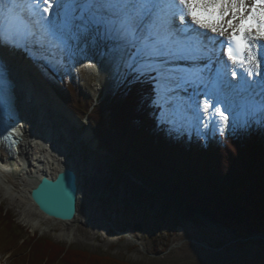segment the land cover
Instances as JSON below:
<instances>
[{
    "label": "rangeland",
    "instance_id": "1",
    "mask_svg": "<svg viewBox=\"0 0 264 264\" xmlns=\"http://www.w3.org/2000/svg\"><path fill=\"white\" fill-rule=\"evenodd\" d=\"M82 38L87 40L83 35ZM74 42L78 51L84 48L91 56L84 54V58L73 51L75 60L68 65L69 75L65 78L57 80L50 77L47 72H40L42 77L43 74L47 75L57 92H68L66 84L74 83L86 101L94 100L100 104L102 98L112 92V88L118 86L128 73H132L134 77L135 73L126 66L124 67V71L127 70L126 75L125 72L119 73L123 71L121 70L123 65L113 52L114 46L117 45L94 40L89 41L90 43L87 41L85 47L80 39H75ZM176 63L180 66L181 61ZM35 67L37 68L38 64ZM70 68L73 74L70 73ZM23 72L27 74L25 69ZM118 74H121L120 78H117ZM198 83L186 87L182 85L170 94L160 89L159 105L162 109L160 116L163 121L170 124L174 133L179 135L185 131L190 138L200 137L206 140L207 144L209 139L211 140L209 142H213V137L218 134L226 135L233 130H239L243 134L248 132L252 125L264 128V116L255 113L248 101H244L242 106L235 107L230 103L229 111L225 112L228 116L227 124H223L219 117L214 115L216 108L223 109L224 105L218 104L214 109L211 107L212 109L205 111L203 100L199 101V108L197 104H189L193 94L202 96ZM43 85L42 91L50 90L49 85ZM181 92L186 95L185 100L182 94H178ZM45 93L42 96L48 101L46 97L49 94ZM41 100L40 102L34 100V105L28 104V107L31 106L34 110H32L35 113L34 117H23L27 125L25 129L27 133L24 132V135H29L24 138L25 135L21 140L23 159L28 157V161H31L32 157L35 160L37 156H41L42 161L39 163L35 161L34 165L46 169H50L56 159L74 162L80 173L81 217L75 222L46 219L33 210L28 199L20 202L16 198L13 199L11 192L0 188V208L4 210L3 214L7 213L15 218L32 236L46 237L54 244L65 246L69 250L76 248L90 254L110 255L132 264H236L246 257L264 256V235L234 241L229 231L205 218H201L202 225L187 221L182 215L180 203L158 190L156 186L147 184L131 167L124 166L117 170L111 153L102 146L95 147V143L91 145L89 140L85 142L81 139L79 142L77 134L86 129L84 124H80L81 128L75 124L62 126L59 123H63V120L54 119V112L51 109L45 110V102ZM235 100L240 102V98ZM50 102L52 104L54 101ZM178 102L182 104L186 102L185 111L190 112L189 124L188 116L178 113ZM41 112L47 114L49 122L54 124L52 134L55 133L57 141L52 144V148L37 138V135H42L39 127L44 121V115H41ZM60 115V112L56 114L57 117L63 118ZM178 116L180 117L177 118ZM34 138L35 142L32 141ZM25 167L29 166L19 169ZM0 185L5 186L1 181ZM25 211L30 218H25ZM30 219L32 221L29 223ZM177 221L179 225H176ZM139 225L142 229L138 231L135 226ZM242 243L246 245L239 247ZM3 248L0 243V264H22L21 257L14 258L15 251L6 256Z\"/></svg>",
    "mask_w": 264,
    "mask_h": 264
},
{
    "label": "trees",
    "instance_id": "2",
    "mask_svg": "<svg viewBox=\"0 0 264 264\" xmlns=\"http://www.w3.org/2000/svg\"><path fill=\"white\" fill-rule=\"evenodd\" d=\"M153 92L152 84L135 75L88 114L101 144L116 158V168L131 167L176 200L187 221L202 225L205 218L229 231L234 241L264 235V128H250L242 137L240 132L216 136L207 144L196 140L190 148L185 136H168L160 125ZM68 104L80 117L92 106L75 94ZM3 213L0 208L1 246L6 255L15 251L22 264H132L32 236ZM236 264H264V256Z\"/></svg>",
    "mask_w": 264,
    "mask_h": 264
},
{
    "label": "snow or ice",
    "instance_id": "3",
    "mask_svg": "<svg viewBox=\"0 0 264 264\" xmlns=\"http://www.w3.org/2000/svg\"><path fill=\"white\" fill-rule=\"evenodd\" d=\"M54 4L59 6L55 20ZM90 32L113 38L120 63L138 77L147 75L167 94L182 85L204 83L203 69L187 72L176 62L210 59L215 38L209 33L225 37L227 47L218 59L226 56L227 62L245 69L244 75L237 80L239 73L233 69L229 74L225 62V71H217L212 81L213 103L206 101L203 108L224 105L214 115L227 124V89L247 93L254 112L264 116V57L254 54V48H264L256 44L264 40V0H0V43L4 45L67 44Z\"/></svg>",
    "mask_w": 264,
    "mask_h": 264
},
{
    "label": "bare ground",
    "instance_id": "4",
    "mask_svg": "<svg viewBox=\"0 0 264 264\" xmlns=\"http://www.w3.org/2000/svg\"><path fill=\"white\" fill-rule=\"evenodd\" d=\"M246 2H249L250 3L251 0H246ZM229 18L230 17H226L225 19L227 20ZM209 34L212 36L213 33H209ZM82 35L84 37H86L87 40L86 39H83L82 38ZM88 35H90V33L81 34L78 37V39L81 40V43H83V45H85L87 43V41L88 42L89 41L91 42L92 38H88L87 37ZM91 35H94V34H91ZM101 35H102V33H101ZM213 36L218 37V41L221 40V39H223V38H225V37H219L217 34H213ZM104 37H106V36H104ZM94 39H95V37H94ZM111 39H113V38H111ZM215 39H217V38H215ZM74 41H75V39L74 40H71V42H69V43H70V46L72 45V50L75 53L82 55V57H84V54L86 56H88V55L91 56V53L89 51L85 50L84 48H81L82 51L81 50L78 51V49L75 46V43L76 42H74ZM104 42L109 43V41H104ZM110 42H112V41H110ZM114 44L117 45L116 43L113 42V45ZM219 44H220V41H219ZM105 45H107V44H105ZM0 46L2 47V46H4V44L0 43ZM5 46H7V47H5L2 51L0 49V63L1 64H4L5 66H7L9 68V70H10L11 68L9 67V63L7 62V60L8 59H12V61L13 60L16 61V59H18L19 62L22 63L24 67L26 65H28L27 67L22 68V69H25V72H27V71L33 72L34 74H32V75H35V73H36L37 76H34L35 77L34 79H36V78L38 79V76L40 77V74L38 73L39 72L38 67L35 68L34 63H32L34 61H32L31 59H29V57H27L28 60H23L22 58L21 59L20 58H17L16 55H17V53H19V55H20V51L19 52L17 51L16 54L13 55L14 51H16L17 48L16 49H13V48L10 47L9 44H7ZM48 47L49 46H47V48ZM85 47H86V45H85ZM208 47L210 49L212 48L209 45H208ZM48 49L49 50H47V51H45V49H43V51H45L46 52V55L51 59L54 54L51 52V50H50L51 48H48ZM18 50H20V49H18ZM21 53H22L23 56H25L27 52L25 50H21ZM9 56H11V58H9ZM219 56H220L219 55V52H217L216 50H214V53L211 55V58L210 59L208 57H204V58H202L199 61H191V60L181 61V63L179 64L180 65L179 67L182 68L184 71H187V72H195L197 69H203V74H206L207 75L208 72L213 69V66H215L216 64H218V62L220 61L218 59ZM62 61H65V59H63ZM62 63H64V62H62ZM234 66L235 65H232V67H234ZM124 67L125 66H122L121 67L122 68L121 70H123V71H120L119 73L123 74V72H125L124 71L125 70ZM261 68H263V67L261 66ZM121 74H118L117 78H120ZM15 81L17 82V84L15 86V93H16V95L18 97V104L20 106V109H21V112H22V116L23 117L26 116V117L32 118V117L35 116V113L33 112L34 110H33V108L31 106L28 107L29 106L28 104H30V101H28L27 98L25 97L24 92L22 91L21 82L19 81V79L16 78ZM32 81H34V80H32ZM32 81H31V83H32L31 85L34 86V83ZM31 85H30V87H32ZM120 85H121V83H119V86L118 87H120ZM31 91L32 90H30L28 93H30ZM226 92L228 93L229 102L232 103L233 107H235V106H242L243 103H244V101L247 100L246 99L247 95L244 94V93L235 94V93L229 92V90H226ZM47 93H45V94L47 95ZM43 94L41 93L39 95V100H41L43 98V96H42ZM193 96H194V99H195L196 97H195L194 94H193ZM46 98L49 99L48 101H49V103H51L50 102L51 98H49V95H47ZM235 98H240V102H236ZM36 99H38L37 96H36ZM43 99L45 100V98H43ZM183 100H185V98H183ZM58 101L60 103L57 102V101L52 102V105H54L53 107L55 108V110H57L59 112H60V110H63L64 112H67L68 113L69 111L65 108V106H61V105H66V103L64 101H62V100H59V99H58ZM87 101L89 102L90 100L87 99ZM56 104L57 105H60V106L57 107ZM29 108H30V111H28ZM44 109H46V107H44ZM182 112H183V109L180 106L178 113L181 114ZM31 113L33 115H31ZM42 114L44 115V118H43L44 121L40 124V127H39L40 130L42 131V135H37V138L40 139V140H42V141H45L47 147L52 148L51 147V146H53L52 144H55V142L57 141L56 137L54 136L55 133L52 134V126L54 127V124H52L51 122H49V117H48L47 114H44L43 112H41V115ZM64 122L70 123L69 121H66V120H64ZM72 122H74V121H72ZM74 124L76 125V127L79 125V128H81L79 123L74 122ZM81 125H82V123H81ZM49 127H50V129L48 130L47 128H49ZM26 128H27V125L24 123V121H22V123L19 125V128H18L19 129L18 130V137L20 138V142H21L22 138L25 135H26V137H24V138H27L29 136L27 134L24 135V132H26L25 131ZM77 137H79L80 140L83 139L84 141L93 139L92 134L89 132V129H84V131L82 133L77 134ZM193 140L195 142L196 140H200V139L194 138ZM32 141L35 142V138L32 139ZM100 144H101V142H100L99 138L97 137V141L95 143V147L97 145L99 146ZM100 147H101V145H100ZM49 148H47V149H49ZM109 153H110V151H109ZM23 158H24V153L22 152L21 144L17 147V150L15 152H13V153H10V155H9L8 151H6L2 146H0V181L3 182L5 184V186H6L5 187L4 185H0V188H4L8 192H11V195H12L13 199L16 198L20 202H21V200L23 202L24 201L23 199H28L29 202L31 203L30 204L31 207L34 208L33 210H36L44 218L49 219V220H52L51 218H49V217L45 216L43 213H41L36 208V206L34 205V203L31 201V199L29 197L30 196V193H31V190L38 183V181L40 180V178L43 177L44 175H49L51 177H55L65 167H73V168H76L75 163L72 162L71 160H68V159H67V161H64V162H62V160L60 161V159H56L52 163V167L50 169H48V168L46 169V167H42L41 168V167H37L36 165H34V162L35 161H37L38 163L40 161H42L41 160V156H37L35 160L32 157L31 158V161L30 160L28 161V157H26V159H23ZM26 161H27V163H26ZM24 165L25 166L27 165L29 167H25L22 170V173L19 176H16L15 175L16 174V170H18L20 167H23ZM12 169H14L15 172ZM79 176H80V173H79ZM15 195H17V196H15ZM78 212H79L78 215L73 220L74 222L77 221V220H79L80 217H81V214H80V211L79 210H78ZM24 213H26V217L25 218H30V216L28 215V212L27 211H25ZM31 221L32 220L30 219L29 220V223Z\"/></svg>",
    "mask_w": 264,
    "mask_h": 264
},
{
    "label": "water",
    "instance_id": "5",
    "mask_svg": "<svg viewBox=\"0 0 264 264\" xmlns=\"http://www.w3.org/2000/svg\"><path fill=\"white\" fill-rule=\"evenodd\" d=\"M79 193L76 170L65 167L55 177H41L32 188L30 199L45 216L56 221L71 222L79 213ZM135 229L139 231L142 227L135 226Z\"/></svg>",
    "mask_w": 264,
    "mask_h": 264
}]
</instances>
